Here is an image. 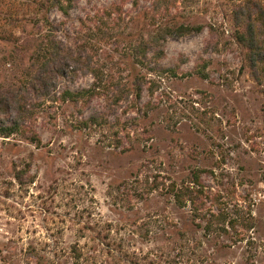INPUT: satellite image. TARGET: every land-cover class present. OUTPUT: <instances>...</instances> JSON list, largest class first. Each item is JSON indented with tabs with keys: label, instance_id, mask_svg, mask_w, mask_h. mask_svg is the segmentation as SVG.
Instances as JSON below:
<instances>
[{
	"label": "rangeland",
	"instance_id": "1",
	"mask_svg": "<svg viewBox=\"0 0 264 264\" xmlns=\"http://www.w3.org/2000/svg\"><path fill=\"white\" fill-rule=\"evenodd\" d=\"M119 2L76 0L66 19L46 0H0V53L18 52L19 45L31 43L33 23L43 14L53 22L64 21L63 28L73 35L114 5H122L125 17L130 0ZM177 2L174 9L186 19L215 27L218 52H203L206 27L166 39L162 63L179 66V76L164 81L159 111L129 125L130 150L104 146L94 127L76 129L83 116L102 109L101 99L85 109L61 101L45 104L34 119L40 148L0 139V264H70L69 247L76 242L84 250L97 241L93 238L99 232L108 234L113 252H127L128 260L116 263L100 244L82 264H159L167 253L174 264H264V80L254 82L242 66L241 51L231 40L227 0ZM137 24L134 20L138 29ZM115 47L108 44L107 49L118 62ZM199 55L209 61L203 80L193 72ZM9 66L0 61V81L7 80ZM90 83V75H79L66 84L74 89ZM150 99L144 91L142 102ZM133 115L131 111L120 117ZM25 161L29 170L19 182L13 167L24 170ZM194 164L211 169L202 175L219 197L210 207L250 212L255 219L252 230L211 241L191 225L190 233L178 239L176 229L189 223L188 208H175L163 195V185L170 173ZM85 225L95 232L83 236L80 229Z\"/></svg>",
	"mask_w": 264,
	"mask_h": 264
},
{
	"label": "trees",
	"instance_id": "2",
	"mask_svg": "<svg viewBox=\"0 0 264 264\" xmlns=\"http://www.w3.org/2000/svg\"><path fill=\"white\" fill-rule=\"evenodd\" d=\"M75 1L46 0V3L68 19ZM119 1L120 4L126 2ZM177 1L130 0L131 11L125 17L122 16V5H114L105 9L95 24H82L73 35L63 28L64 21L53 22L44 14L36 19L31 43L26 47L19 45L18 52L7 49L0 53V61L10 64L7 80L0 81V139L9 142V138H13V146L20 142L40 148L42 141L34 128V119L45 104L61 101L85 109L92 100L101 99L104 103L102 109L83 116L76 129L94 127L101 135L100 143L104 146L130 150L133 142L129 125L132 121L136 124L140 118H148L151 112L159 111L163 94L166 93L164 81L179 76V66L162 63L166 39L196 34L206 27L209 37L203 52H208L209 48L218 52L219 34L215 27L210 23L186 19L174 9ZM227 1L231 6V40L241 51L242 66L249 77L261 84L264 80V3L261 0ZM134 20L138 23V29L133 25ZM108 44L116 46L118 62H114L113 55L107 49ZM208 62L202 55L195 58L193 72L197 78H208ZM79 75H90V85L70 88L66 83ZM144 91L152 99L142 102ZM131 111L136 115L121 119L122 113ZM28 167L29 161H25L24 170L13 167V178L21 182ZM209 170L206 165H189L170 173L168 183L163 185V195L175 208H188L189 223H184L182 228L175 231L180 240L190 233L187 229L191 225L211 241L220 235L231 237L232 234H247L255 226L250 212L235 210L232 213L224 206L210 207L209 204L218 201L219 197L202 180V175L211 172ZM107 229L109 231L110 226ZM165 229L162 227L161 230ZM80 231L95 232L86 225ZM96 236L93 239L98 238L97 241H92V245L84 250L76 242L69 247L70 264H82L88 252L96 251L100 244L104 253L116 263L128 260L127 252L121 253L123 255L113 252L111 244L106 241L107 233L102 235L99 232ZM116 248L119 250L121 246ZM214 249H217L216 245ZM29 250L41 260L35 246H30ZM165 255L164 262H176L167 259L170 253ZM130 263L138 264L136 261Z\"/></svg>",
	"mask_w": 264,
	"mask_h": 264
}]
</instances>
